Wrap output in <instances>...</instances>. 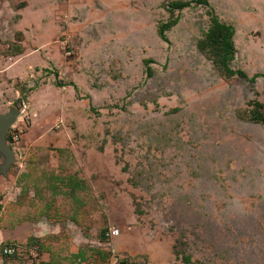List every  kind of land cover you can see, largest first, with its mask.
Returning a JSON list of instances; mask_svg holds the SVG:
<instances>
[{
	"label": "rangeland",
	"instance_id": "rangeland-1",
	"mask_svg": "<svg viewBox=\"0 0 264 264\" xmlns=\"http://www.w3.org/2000/svg\"><path fill=\"white\" fill-rule=\"evenodd\" d=\"M202 1L0 0V264H264V0Z\"/></svg>",
	"mask_w": 264,
	"mask_h": 264
},
{
	"label": "trees",
	"instance_id": "trees-1",
	"mask_svg": "<svg viewBox=\"0 0 264 264\" xmlns=\"http://www.w3.org/2000/svg\"><path fill=\"white\" fill-rule=\"evenodd\" d=\"M205 4H207V1L203 0ZM191 5V2H184V1H173L170 2V10H182L184 8H187ZM168 8V9H169ZM211 22L212 25L210 27V30L206 34V38L201 42V50L205 53L206 57L209 58L213 63L214 66H216L220 72H222L226 77H232L235 75L241 76V77H247L246 73H244L241 70H233L231 67V63L234 60L236 48L233 41V37L235 35L234 29L230 25H226L222 23L219 18L211 13ZM179 18H173L169 22L163 24L160 27L159 34L164 39L167 40L166 32L171 29L173 26L178 24ZM149 71H151L149 69ZM151 72H149L150 74ZM258 77L255 76L254 79ZM60 86H64V84L60 83ZM255 107L252 109V117L251 120L255 123H264V112L261 110L264 105L259 102H254ZM7 140L10 144H13L12 136L10 133L7 135ZM6 247H15L19 250L17 245H11ZM5 247V248H6ZM8 255V254H5ZM8 256H14V255H8ZM122 264H136L129 259H123L121 260Z\"/></svg>",
	"mask_w": 264,
	"mask_h": 264
},
{
	"label": "water",
	"instance_id": "water-1",
	"mask_svg": "<svg viewBox=\"0 0 264 264\" xmlns=\"http://www.w3.org/2000/svg\"><path fill=\"white\" fill-rule=\"evenodd\" d=\"M21 115V111L15 108H10L7 113H0V154L3 162L0 163V174L7 176L8 170L15 162V151L7 140L8 132L14 126Z\"/></svg>",
	"mask_w": 264,
	"mask_h": 264
},
{
	"label": "built area",
	"instance_id": "built-area-1",
	"mask_svg": "<svg viewBox=\"0 0 264 264\" xmlns=\"http://www.w3.org/2000/svg\"><path fill=\"white\" fill-rule=\"evenodd\" d=\"M17 128L16 127H12L9 131L10 135L12 136V141L15 143L16 141H18V138H21V133L22 131H16ZM112 235H117L118 234V230L115 229L112 232ZM4 252L8 255H16L17 252H19V250L15 247H6ZM35 256V255H34ZM116 264H122L121 260L117 261Z\"/></svg>",
	"mask_w": 264,
	"mask_h": 264
},
{
	"label": "crops",
	"instance_id": "crops-1",
	"mask_svg": "<svg viewBox=\"0 0 264 264\" xmlns=\"http://www.w3.org/2000/svg\"><path fill=\"white\" fill-rule=\"evenodd\" d=\"M37 238H39V239H42V238H41V237H39V236H38Z\"/></svg>",
	"mask_w": 264,
	"mask_h": 264
},
{
	"label": "clouds",
	"instance_id": "clouds-1",
	"mask_svg": "<svg viewBox=\"0 0 264 264\" xmlns=\"http://www.w3.org/2000/svg\"><path fill=\"white\" fill-rule=\"evenodd\" d=\"M9 133V132H8ZM10 144V143H9ZM11 145V144H10Z\"/></svg>",
	"mask_w": 264,
	"mask_h": 264
}]
</instances>
